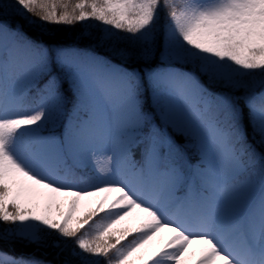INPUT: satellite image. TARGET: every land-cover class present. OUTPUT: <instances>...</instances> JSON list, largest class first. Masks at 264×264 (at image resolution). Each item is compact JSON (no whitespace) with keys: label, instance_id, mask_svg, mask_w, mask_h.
Masks as SVG:
<instances>
[{"label":"snow or ice","instance_id":"1","mask_svg":"<svg viewBox=\"0 0 264 264\" xmlns=\"http://www.w3.org/2000/svg\"><path fill=\"white\" fill-rule=\"evenodd\" d=\"M189 260L264 264V0H0V264Z\"/></svg>","mask_w":264,"mask_h":264},{"label":"trees","instance_id":"2","mask_svg":"<svg viewBox=\"0 0 264 264\" xmlns=\"http://www.w3.org/2000/svg\"><path fill=\"white\" fill-rule=\"evenodd\" d=\"M163 23V20L161 21ZM46 28L54 29V31L46 32L43 36V42L50 46H78L83 48L84 45L78 40L79 26L75 25H45ZM29 35L36 38L34 32H29ZM156 62L159 63V55L156 57ZM259 79V77H258ZM242 94V93H240ZM257 151H259V146L257 145ZM79 175L87 178L92 175L90 170H80ZM4 250L9 254L23 255V256H34L38 259H43L45 261L62 260L67 257L56 256L55 253L50 251H45L43 248L36 247L34 245H28L24 240H18L14 243H8L4 245Z\"/></svg>","mask_w":264,"mask_h":264},{"label":"rangeland","instance_id":"3","mask_svg":"<svg viewBox=\"0 0 264 264\" xmlns=\"http://www.w3.org/2000/svg\"><path fill=\"white\" fill-rule=\"evenodd\" d=\"M5 2H8V0H5ZM97 22L95 21H88V22H84L83 24L77 23L79 26V34L78 37L81 36V34L85 31L90 32L93 36H97L100 35V32L97 30V27H87L88 24H92V25H96ZM121 47H124L123 44L120 45ZM94 54H99V55H104L103 49L99 50L98 52L94 53ZM100 162L103 163V157L100 158ZM182 194V193H180ZM87 207H81V209L79 210V212L77 213L78 215H83L86 211H87ZM199 251V245H192L189 249L190 253H196L198 254ZM195 257L193 256L192 259H194ZM96 259H100V258H96ZM188 264H191V260L188 261Z\"/></svg>","mask_w":264,"mask_h":264}]
</instances>
